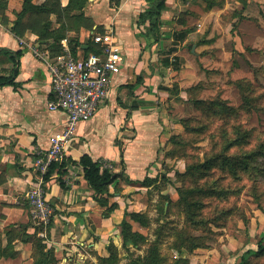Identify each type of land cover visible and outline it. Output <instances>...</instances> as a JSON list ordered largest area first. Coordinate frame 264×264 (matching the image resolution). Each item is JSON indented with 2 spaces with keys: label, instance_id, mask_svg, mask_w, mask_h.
Instances as JSON below:
<instances>
[{
  "label": "rangeland",
  "instance_id": "374dc122",
  "mask_svg": "<svg viewBox=\"0 0 264 264\" xmlns=\"http://www.w3.org/2000/svg\"><path fill=\"white\" fill-rule=\"evenodd\" d=\"M94 1L0 0V25L45 48L67 35L86 42L104 31L87 36L85 8ZM215 3L202 9H222L205 26L206 36L222 39L218 51L200 53L196 72L163 81L169 95L149 111L158 145L144 172L133 178L120 172L107 194L92 195L106 206L100 215H111L115 234H104L97 248L93 242L76 244L84 247L76 256L56 250L50 242L66 230L62 212L52 204L49 223H33L25 199L30 186L22 197L25 229L0 230V247L12 251L0 255V264H71L73 258L74 264H264V248L242 259L247 249L257 250L259 240L264 245V0H250L247 16L240 7L247 0ZM27 4L31 9L22 11ZM237 15L238 24L229 26ZM103 161L113 171L112 160ZM127 185L132 188L123 191ZM115 191L122 202L108 203ZM123 222L130 237L141 235L135 244H123ZM89 232L93 240L100 238L92 224Z\"/></svg>",
  "mask_w": 264,
  "mask_h": 264
},
{
  "label": "crops",
  "instance_id": "0c3cea01",
  "mask_svg": "<svg viewBox=\"0 0 264 264\" xmlns=\"http://www.w3.org/2000/svg\"><path fill=\"white\" fill-rule=\"evenodd\" d=\"M181 1L165 0L158 40L145 51H142L144 39L136 36L139 31L136 20L149 0H96L85 8V18L90 25L87 36L91 37L98 28L104 30L102 33L111 32L123 61L108 96L93 117L77 124L74 140L65 150V173L62 176L54 173L45 183L46 198L61 210L66 225L64 233L60 232L62 238L50 242L56 250H66L76 256L84 250V247L76 244L88 245L93 242L92 245L97 248L104 234L116 232V227L111 225V215H100L106 206L93 199L94 192L77 163L80 156L89 154L94 160H112L116 174L123 172L131 178L135 173L142 174L158 145L156 125L150 119L152 113L149 111L169 95L162 88L163 81H172L173 75L177 78L179 74L196 72V58L200 57V53L218 51L221 38L206 36L205 26L209 16L212 17L214 13L219 15L222 9L213 6L203 11L202 6H206L210 0ZM202 1H206L205 4ZM214 1L216 5L225 6V0L222 4H219L221 0ZM249 3L250 0H247V4H240L241 9L244 8V16H247ZM240 16L237 15V22L233 20L228 25H237ZM220 20L221 17H216L217 26L222 25ZM170 26L171 31L168 30ZM65 37L69 42L71 38L68 35ZM73 39L76 40V37ZM32 40H36L35 36ZM80 46L85 47V44ZM0 47L21 51L20 56L15 57V64L10 59L11 53L0 54V75H10L14 65L18 68L16 87L0 85V230L9 225L19 232L25 229L28 222L22 197L35 177L32 149L34 146L48 147L53 134L64 128L66 114L47 108L51 84L46 68L29 48L21 45L19 38L13 36L10 27L0 25ZM140 53H143L145 60L139 58ZM83 54L77 48L76 55ZM165 59L169 64L164 63ZM137 74L143 76V81L131 91L120 87ZM111 108H115L113 115L109 114ZM116 182L117 178L111 185ZM131 188V185L124 186L123 191ZM114 195L115 199L109 198L108 203L122 202L119 191H115ZM84 219L88 225L84 224ZM91 224L95 228V235L100 236L98 240L90 236ZM59 225L58 222L54 224L51 235L54 236ZM74 259L71 264L77 262Z\"/></svg>",
  "mask_w": 264,
  "mask_h": 264
},
{
  "label": "built area",
  "instance_id": "2783aa9c",
  "mask_svg": "<svg viewBox=\"0 0 264 264\" xmlns=\"http://www.w3.org/2000/svg\"><path fill=\"white\" fill-rule=\"evenodd\" d=\"M92 39L99 46L98 51L82 56L73 55L66 37L61 39V49L57 53L19 40L46 68L51 84L47 108L66 114L64 128L53 134L48 147L34 146L32 149V168L36 176L25 199L31 221L36 225H47L53 215L42 175L52 162L64 160L65 150L74 140L77 124L93 117L120 72L123 57L112 33L94 34ZM102 166L105 167L104 161Z\"/></svg>",
  "mask_w": 264,
  "mask_h": 264
},
{
  "label": "trees",
  "instance_id": "16d2710c",
  "mask_svg": "<svg viewBox=\"0 0 264 264\" xmlns=\"http://www.w3.org/2000/svg\"><path fill=\"white\" fill-rule=\"evenodd\" d=\"M32 8L37 10L39 7L32 6ZM164 8H165V0H149L147 7H145L139 12L136 20V26L139 31L136 33V36L142 37L144 39V46L142 47V51L150 49V47L158 40L157 37L159 31L160 18ZM27 9H31L30 4L24 6L22 11H27ZM64 37H60L59 39H57L59 43H57L55 46L52 47L47 46V48L53 53L59 52L61 49L60 41ZM82 44H85L86 47L81 48L80 45ZM69 47L73 55L76 54L77 48H80L83 51L84 53L83 55H87L89 52H97L99 49V46L93 41V39L91 40L90 38H88V40L85 43L84 42L82 43V41H78L77 39L76 40L70 39ZM3 53H11L10 59L14 61L15 64V57H19L21 51L20 50L11 51L9 48L0 47V54ZM139 58L141 59L145 58L143 56V53L142 54L140 53ZM146 60L149 61V58H147ZM164 61L165 64H169L168 59H165ZM17 73H18V68L14 65L10 75L7 76L0 75V85H12L16 87L18 85V82L15 81V77ZM142 81H143V76L137 74L134 76L133 80L121 84L120 87H126L129 91H131L134 86L140 84ZM228 109L232 110V108H228ZM77 163L82 167L83 177L86 180L89 188L94 192L95 194L94 196L107 194L108 193L107 188L109 184H111L115 180L117 174L107 169L106 167H103L102 161L94 160L89 154L81 155ZM66 164L67 161L65 160L62 162H52L49 165L47 171L42 175L44 183L48 182L51 179L52 174L54 173H57L62 176L65 173ZM123 224L121 231L123 244L124 245H127L128 243L135 244L136 241H134V238L141 237V235L134 233L133 237H130L129 233L127 232V229H125L126 227L125 222H123ZM9 228L12 229V227ZM4 233L8 234L6 230L4 231ZM263 248L264 245L262 244V240H259L257 245V250L251 248L247 249L245 253L242 255V259L245 260L247 255L255 252H259ZM10 249L11 246L9 245H7L5 248L0 247V255L6 256L10 253L12 254V251H9ZM46 255L47 253L45 252V256Z\"/></svg>",
  "mask_w": 264,
  "mask_h": 264
},
{
  "label": "water",
  "instance_id": "95a60500",
  "mask_svg": "<svg viewBox=\"0 0 264 264\" xmlns=\"http://www.w3.org/2000/svg\"><path fill=\"white\" fill-rule=\"evenodd\" d=\"M85 47H86V45H85Z\"/></svg>",
  "mask_w": 264,
  "mask_h": 264
}]
</instances>
